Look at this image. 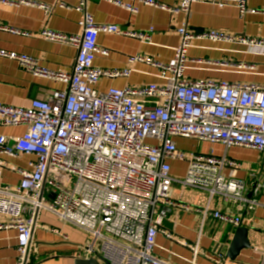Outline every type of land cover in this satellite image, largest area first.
<instances>
[{
    "label": "built area",
    "instance_id": "obj_1",
    "mask_svg": "<svg viewBox=\"0 0 264 264\" xmlns=\"http://www.w3.org/2000/svg\"><path fill=\"white\" fill-rule=\"evenodd\" d=\"M105 1L137 12L119 0ZM86 2L82 0L77 7L84 14L80 35L42 32L46 41L77 49L72 72L50 70L34 57L0 50L1 58L17 62L32 76L67 86L46 99H34L28 108L0 103V126L26 128L20 137L1 136L0 154L35 158L28 169L11 168L21 177L14 187L2 185L7 164L0 160V215L8 218L0 223V231L18 232L16 264L31 262V253L26 256L37 210L49 212L88 235L86 259L97 257L105 264H167L154 252L161 232L171 238L160 229L168 208L211 216L235 229L244 223L241 216L229 212L195 209L173 201L174 186L205 192L210 199L220 197L243 204L246 212L257 205L255 199L247 197L246 182L225 175L226 169L237 165L226 153L221 157L186 153L175 140L221 144L226 151L239 147L264 153V86L187 79L190 45L195 40H209L264 49V40L214 30L194 33L183 25L177 30L180 45L169 63L144 57L130 60L155 68L164 85L99 92L95 86L101 79L128 78L132 73L131 69L106 71L94 66L96 55L107 54L98 45L99 34L143 40L148 36L96 24L86 13ZM138 2L171 14L188 15L197 3L236 6L241 14L248 12L245 0H181L177 8L155 0ZM19 5L32 4L21 1ZM0 30L21 34L2 26ZM147 99L158 103L146 104ZM170 161L187 165L184 177L172 175ZM255 177L252 175L253 180ZM262 189L256 182L252 195ZM193 251L196 256L201 254L198 248ZM256 251L261 254L259 264H264V248Z\"/></svg>",
    "mask_w": 264,
    "mask_h": 264
},
{
    "label": "crops",
    "instance_id": "obj_2",
    "mask_svg": "<svg viewBox=\"0 0 264 264\" xmlns=\"http://www.w3.org/2000/svg\"><path fill=\"white\" fill-rule=\"evenodd\" d=\"M27 1L32 5H19ZM82 0H0V26L21 34L0 30V50L28 55L39 60L50 70L70 73L78 54L77 49L44 40L42 32L51 30L61 34L80 35L84 14L77 11ZM136 8L137 12L105 0H87L86 13L98 25H113L122 30L148 36L147 40L100 33L98 45L107 54H98L94 66L100 70L131 69L128 78H103L95 86L99 92L111 88H140L152 84L164 85L158 71L144 63H130L137 57L152 58L161 64L169 63L180 45L177 30L187 25L190 32L219 31L229 36L249 40H264V0H245L248 12L241 14L236 6L220 7L208 3L193 4L190 13L171 14L168 11L147 6L138 0H119ZM168 7L177 8L181 0H155ZM8 2V3H3ZM253 11V12H252ZM26 33L28 35L22 34ZM185 77L192 81L227 82L230 84H255L264 86V49L243 43L195 40L187 52ZM67 86L37 78L23 70L15 61L0 57V103L28 108L34 99H46L55 90ZM146 104L156 105L158 100L147 99ZM25 127H2L0 137H20ZM177 147L186 152L212 154L225 153L237 165L225 170L228 178L243 180L249 190L247 197L257 205L246 212L243 204L220 197L210 199L205 192L183 190L174 186L171 199L193 208L208 207L213 211L229 212L243 218L242 228L249 231L252 249L243 251L236 261L226 258L236 229L211 216L184 212L177 208L165 210L161 231L157 237L154 255L167 264H259L264 248V153L233 147L226 151L221 144L200 143L176 139ZM7 168L3 171L2 185L17 186L21 177L12 167L28 169L33 156L20 155L9 158L0 154ZM172 175L184 177L187 165L170 161ZM255 175V179H252ZM256 182L263 185L261 192L253 196ZM7 217L0 215V223ZM89 237L84 232L61 222L55 215L42 211L38 216L30 251V264H75L86 259L84 251ZM18 232L14 229L0 231V264H16ZM201 252L198 256L193 249ZM196 256V257H195ZM222 257V259L220 258ZM101 264H105L101 262Z\"/></svg>",
    "mask_w": 264,
    "mask_h": 264
},
{
    "label": "water",
    "instance_id": "obj_3",
    "mask_svg": "<svg viewBox=\"0 0 264 264\" xmlns=\"http://www.w3.org/2000/svg\"><path fill=\"white\" fill-rule=\"evenodd\" d=\"M44 189L45 187L43 186L41 194H43ZM39 215H40V212L39 210H37L35 214L33 228H32V237H31L30 245L27 249L26 259L29 256V253L31 251L33 235H34V232L37 226ZM251 249H252V245L249 239V231L246 228L240 227L236 229L234 233V237L228 249L226 258L231 261H236L240 257L243 251L251 250ZM101 262L102 261H100L97 257H93L90 259H78L75 261V264H101Z\"/></svg>",
    "mask_w": 264,
    "mask_h": 264
}]
</instances>
